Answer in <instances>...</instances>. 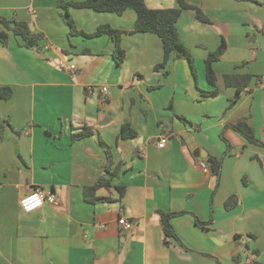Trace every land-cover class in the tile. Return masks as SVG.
I'll return each instance as SVG.
<instances>
[{
  "label": "crops",
  "instance_id": "crops-1",
  "mask_svg": "<svg viewBox=\"0 0 264 264\" xmlns=\"http://www.w3.org/2000/svg\"><path fill=\"white\" fill-rule=\"evenodd\" d=\"M61 1L68 0H0V16L43 36L37 48L15 36L0 43V87L13 90L0 99V264H264V147L230 127L245 121L264 143V84L253 80L230 107L236 89L224 83L228 74L264 77V0H185L208 19L188 9L177 25L196 76L176 54L156 71L163 43L150 33L122 37L126 60L118 66L110 38L70 36ZM145 1L151 9L178 7ZM68 13L88 34L105 24L131 31L137 18L133 10ZM223 40L227 49L214 65L219 94L208 97L205 61ZM61 61L76 69H61ZM124 124L136 138H119ZM85 127L94 134L73 141ZM102 142L120 171L97 191L110 201L92 204L84 189L109 176ZM209 158L222 160L219 176ZM36 189L54 193L58 204L23 212ZM231 197L236 205L227 209ZM172 213H182L172 219L181 243L166 245L162 214ZM121 217L131 230L119 226Z\"/></svg>",
  "mask_w": 264,
  "mask_h": 264
},
{
  "label": "trees",
  "instance_id": "trees-1",
  "mask_svg": "<svg viewBox=\"0 0 264 264\" xmlns=\"http://www.w3.org/2000/svg\"><path fill=\"white\" fill-rule=\"evenodd\" d=\"M178 7L171 9H151L147 6L145 0H86L84 2H76L75 0L61 1L59 6L67 10V24L70 28V36H82L87 39H95L99 37H108L114 44L113 58L118 66H122L126 60V51L122 47V37L126 34H142L150 33L158 36L163 43L164 60L155 69L168 66L173 54H176L178 59H186L190 62L194 75L195 66L194 60L190 51L182 44L178 33V21L184 10L194 9L197 18L207 23L208 19L204 16L202 11L189 5L185 0H176ZM89 9L97 13H110L116 15H123L127 10H133L136 13L135 27L131 31H125L113 28L111 25L105 24L98 27L96 32L88 34L82 30H78L75 21L68 13L69 8ZM12 36L20 37L27 48H37L43 39L42 34L32 31L27 22L8 20L0 16V43L4 46L9 44ZM227 46L223 40L220 47L213 53H210L205 61L206 65V79L208 84L213 88L211 91H203L208 97H214L219 94L217 87V74L214 65L220 61L222 55L226 51ZM256 85L264 84V77L255 76L253 74H228L224 75V83L228 88L236 89V95L230 102V107L234 106L240 99L242 92L246 91L251 85L252 81ZM13 90L10 87H0V99L8 100L12 97ZM182 121L189 123L185 118L179 117ZM230 127L239 133L249 145L264 147L256 136L255 130L245 121L238 122ZM4 130V125L0 124V134ZM94 133L88 127L83 128L80 132L73 134L72 140L78 141L88 138ZM137 131L132 128L130 124H124L119 135L120 139L128 140L136 138ZM102 145L107 155L106 173L109 176H101L96 184L86 187L84 189L85 199L92 204L101 201H110L109 198H102L97 196V191L103 187L109 188L112 180L119 174L120 165L114 164L113 156L110 147L104 142ZM209 163L215 175L220 174L222 167V160L209 158ZM116 190L121 196L124 194L123 187H116ZM236 205V197H231L226 202V208L231 209ZM182 213L162 214V226L164 233V243L170 245V241L174 240L179 243L180 239L174 231L172 219L181 215ZM201 225V224H199Z\"/></svg>",
  "mask_w": 264,
  "mask_h": 264
},
{
  "label": "built area",
  "instance_id": "built-area-1",
  "mask_svg": "<svg viewBox=\"0 0 264 264\" xmlns=\"http://www.w3.org/2000/svg\"><path fill=\"white\" fill-rule=\"evenodd\" d=\"M59 66L61 69L65 71H74L76 69L75 65L69 64L66 61H61ZM101 92L103 94L108 93V88L107 87H102ZM168 138L163 137L160 139V143L158 144L159 148H164L167 144ZM199 165L202 169L207 170V165L204 161H199ZM48 202L52 205H57L58 204V199L57 196L49 191H45L43 189H36L33 191L29 196H27L23 201H22V210L23 212L30 214L33 213L41 208H43L44 204ZM119 226L124 230V231H129L132 229L133 222L128 220L125 217H121L118 221ZM253 259H251L249 262L252 263Z\"/></svg>",
  "mask_w": 264,
  "mask_h": 264
},
{
  "label": "water",
  "instance_id": "water-1",
  "mask_svg": "<svg viewBox=\"0 0 264 264\" xmlns=\"http://www.w3.org/2000/svg\"><path fill=\"white\" fill-rule=\"evenodd\" d=\"M194 155H195V157H197V158L203 157V156L201 155V150H196V152L194 153Z\"/></svg>",
  "mask_w": 264,
  "mask_h": 264
}]
</instances>
